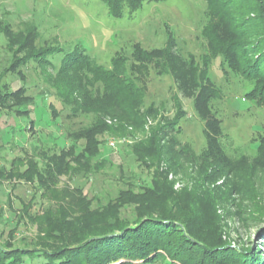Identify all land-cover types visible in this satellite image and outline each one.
Here are the masks:
<instances>
[{
  "label": "rangeland",
  "instance_id": "obj_1",
  "mask_svg": "<svg viewBox=\"0 0 264 264\" xmlns=\"http://www.w3.org/2000/svg\"><path fill=\"white\" fill-rule=\"evenodd\" d=\"M240 1V9L248 7L251 13L260 11L262 5L264 8V0L261 3ZM212 12L207 0L145 2L140 10L132 15L126 13L123 18L112 17L104 0H0L1 84L6 87L9 84L12 90L23 88L27 95L36 97V111L30 119H42L31 131L28 118H1L0 170L9 171L14 160L26 161L33 155L40 156L42 151L49 155L59 153L70 143L65 137L66 130H77L94 121L92 117L69 121L63 117L68 112L62 113L57 121L51 120L47 107L50 101L56 100L50 82L54 80V73L35 62L13 68V63L24 59L27 52L7 47L8 40L1 32L17 35L26 29L33 31V45L37 48H62V52L49 58L52 62L58 64L65 53L80 47L96 64L107 69L112 67L116 54L131 56L136 45L156 50L169 47V41L174 39L177 44L173 54L179 58L177 66L187 75L198 66V77L205 70L201 84L218 89L219 98L211 100L210 110L219 120L217 129L221 135L218 139L227 160V165L213 158L185 160L183 149L197 155L206 150L205 124L194 112L191 99L183 95L179 82L170 75H158L161 71L152 67L146 77V105L154 103L159 116L148 120L144 132L129 129L125 138L108 136L103 145L106 164L97 174L75 178L61 176L54 190L45 197L41 196L46 193L44 189L36 192L39 185L0 177L2 246L41 247L37 238L40 232L33 217H41L50 202H76L78 195L74 192L79 189L93 208H98L116 200L123 191L135 189V193H140L142 185L152 187L156 166L148 169L140 165L131 147L146 138L151 127L172 123L177 114L175 103L179 100L187 112L181 121L183 133L166 138L165 151L171 154L164 155L159 171L163 173L161 181L167 178L181 203L173 200L165 204L166 210L175 205L173 213L179 221L187 217L200 222V240L208 242L213 236L215 241L210 243L214 246L257 253L253 261L264 264V152L259 151L264 135V107L246 99L256 86L255 81H247L234 68L229 69L222 56H211L204 29L213 23ZM238 40L248 41L245 36ZM208 58L211 61L204 67ZM12 68L14 70L8 73ZM19 72L25 74V81L16 77ZM56 106L61 108L59 104ZM106 121L116 123L111 118ZM26 126L27 131L20 130ZM112 142L116 143L115 149L110 147ZM152 201L161 202L156 196ZM124 205L128 210L122 212V217L130 218L131 212H135L134 205ZM27 208L29 213L25 215ZM74 208L78 211V207Z\"/></svg>",
  "mask_w": 264,
  "mask_h": 264
},
{
  "label": "trees",
  "instance_id": "obj_2",
  "mask_svg": "<svg viewBox=\"0 0 264 264\" xmlns=\"http://www.w3.org/2000/svg\"><path fill=\"white\" fill-rule=\"evenodd\" d=\"M163 1L166 0H104V3L112 17L123 18L126 13L132 15L140 10L145 2ZM207 1L213 11V23L204 29V34L209 40L211 56H222L229 69L234 68L247 81H255L256 86L246 99L264 107L263 5L257 13L252 12L256 14L252 17L251 9L245 6L240 9V0ZM256 2L261 3V0ZM1 32L8 40L7 47L27 52L24 59L13 63V68L35 62L54 73V80L50 82L56 100L50 101L47 107L51 120L57 121L62 113L68 112L63 117L69 121L81 117H92L94 121L77 130H66L65 137L70 143L59 153L49 155L42 151L40 156L33 155L26 161L16 159L9 171L0 170V177L39 185L36 192L44 189L46 193L41 196L45 197L54 190L61 176L75 178L97 174L106 164L103 145L108 136L125 138L129 129L144 132L148 120L159 116L154 103L146 105L147 78L152 67L161 71L158 75H170L179 82L183 95L191 99L194 112L205 124L206 150L197 155L183 149L185 160L213 158L227 165L218 139L219 120L210 110L211 100L219 98L218 89L201 84L205 70L198 77V66L189 75L177 66L179 58L173 54L177 44L174 39L169 41L173 45L156 50L136 45L131 56L116 54L112 67L107 69L96 64L80 47L65 53L58 64L52 62L49 58L62 52V48H37L33 45L31 29L17 35ZM241 36L248 41L238 40ZM210 61L208 58L204 67H208ZM13 68L8 69V73ZM16 75L25 81L24 73ZM1 80L0 77V120L5 116L16 120L28 118L29 130L33 131L35 124L42 122L38 117L30 119L36 111V97L27 95L23 88L12 90L9 84L2 86ZM175 108L177 114L172 123L151 127L148 136L131 147L140 165L148 169L156 166L152 187L142 185L140 193H135V189L123 191L116 200L98 208H93L80 189L74 192L78 195L76 202H50L41 217H33L40 232L37 238L41 247L23 249L0 244V264H260L253 261L257 253L214 246L210 243L215 241L213 236L208 242L200 240V222L187 217L179 221L173 213L175 205L166 210L165 204L173 200L181 203L167 178L161 181L163 173L159 171L164 155L171 154L165 151L166 138L183 133L181 121L187 112L179 100ZM107 118L116 123L109 124ZM20 130L28 129L26 126ZM259 151L264 152V135ZM154 196L161 202H153ZM124 204L134 205L135 212H131L130 218L122 217V212L128 210ZM74 207H78V211H74ZM27 210L25 215L29 213Z\"/></svg>",
  "mask_w": 264,
  "mask_h": 264
},
{
  "label": "built area",
  "instance_id": "obj_3",
  "mask_svg": "<svg viewBox=\"0 0 264 264\" xmlns=\"http://www.w3.org/2000/svg\"><path fill=\"white\" fill-rule=\"evenodd\" d=\"M110 147L115 149L116 148V143L115 142L110 143Z\"/></svg>",
  "mask_w": 264,
  "mask_h": 264
}]
</instances>
